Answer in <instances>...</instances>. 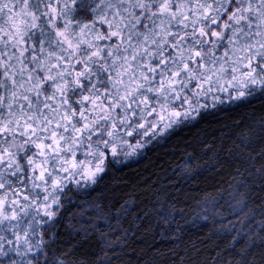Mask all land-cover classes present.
Returning a JSON list of instances; mask_svg holds the SVG:
<instances>
[{"label": "snow or ice", "instance_id": "obj_1", "mask_svg": "<svg viewBox=\"0 0 264 264\" xmlns=\"http://www.w3.org/2000/svg\"><path fill=\"white\" fill-rule=\"evenodd\" d=\"M229 111L240 116L220 144L200 145L222 178L200 217L214 230L186 239L179 198L157 189L144 211L163 239L129 253L136 207L84 198ZM201 158L172 175L196 180ZM73 209L94 221L86 238H105L91 256L57 247ZM120 252L126 264H264V0H0V264H125Z\"/></svg>", "mask_w": 264, "mask_h": 264}, {"label": "trees", "instance_id": "obj_2", "mask_svg": "<svg viewBox=\"0 0 264 264\" xmlns=\"http://www.w3.org/2000/svg\"><path fill=\"white\" fill-rule=\"evenodd\" d=\"M255 107H259V105L257 104ZM239 116L240 114L229 111L217 116H209L199 126L184 129L166 145L150 152L142 160L129 166L113 168L103 182L95 187L91 195L84 199L89 203L100 201L106 210L113 204H116L117 207L120 204L136 207V212L128 216L126 218L128 223L124 224V227L131 226L133 228V233H129L130 247L127 249L129 253L139 254L150 244H157L163 239L159 235V229L153 232L155 220L153 219L149 223L151 198L157 189L161 191V198L169 194L173 198H179L178 206L184 209L185 215L183 218L178 217V219L188 228L186 239L190 237L191 240L199 241L206 238L214 230L212 224L202 219H197L196 224L190 222L205 202H210L221 194L220 183L222 178L217 174V171L208 170L212 168V162L215 159L214 149L209 150L207 155H203L205 150L200 145L206 141L210 145L218 146L223 132L228 130L225 126H230L232 118H239ZM189 152L202 156L199 163L204 165L202 169L204 174L194 181L185 183L178 176L172 175V169L178 167L183 172V162ZM164 188H167L168 191H163ZM223 194L227 196L226 192ZM82 203V200L77 201L78 205ZM145 208H148L149 212H145ZM139 213H142L140 219L134 222L133 218ZM89 223H94V221L87 216L82 217L73 209V213L66 215L61 221V226L56 230L59 233L55 237L57 247L64 252H68L71 248L78 249L75 252L76 258L91 256L93 253L99 252V244L106 242L105 238L99 235L86 238L85 232L90 231L86 227ZM137 224L141 225L139 231H135ZM113 225L119 227L115 220ZM133 234L135 235L134 240L131 239ZM111 235H115V232ZM119 256L126 264L127 256L125 253L120 252Z\"/></svg>", "mask_w": 264, "mask_h": 264}, {"label": "rangeland", "instance_id": "obj_3", "mask_svg": "<svg viewBox=\"0 0 264 264\" xmlns=\"http://www.w3.org/2000/svg\"><path fill=\"white\" fill-rule=\"evenodd\" d=\"M206 206H208V210H207V212H205L206 210ZM199 212H202V213H199ZM201 214V215H200ZM210 214H213L212 213V210H211V207H210V204H209V201L208 202H205V204L203 205V207H201V209H200V211H198L197 213H196V218L197 219H199V220H201L200 219V217H203L204 215H210Z\"/></svg>", "mask_w": 264, "mask_h": 264}]
</instances>
